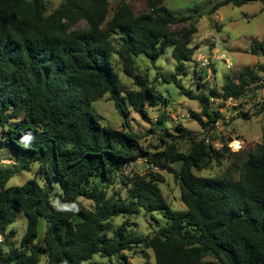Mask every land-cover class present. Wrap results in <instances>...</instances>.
I'll return each instance as SVG.
<instances>
[{
    "label": "trees",
    "instance_id": "16d2710c",
    "mask_svg": "<svg viewBox=\"0 0 264 264\" xmlns=\"http://www.w3.org/2000/svg\"><path fill=\"white\" fill-rule=\"evenodd\" d=\"M250 1L222 0L209 14ZM109 5L64 0L48 13L45 0H0V151L17 162L13 169L0 166V264H83L94 256L125 261L124 253L138 247L150 249L155 264H264V135L240 158L227 147L231 138L216 149L191 134L182 136L189 141L186 153L166 134L151 152L141 143L147 134L127 129L125 104L147 122L149 108L167 107L169 99L135 63L140 55L154 63L167 47L175 72L156 78L198 101L201 112L191 118L206 133L221 120L209 101L237 100L259 76L244 68L221 91H186L178 77L186 75L197 49L193 15H176L161 0H145L138 14L125 0L112 13ZM249 53L264 59V37L251 41ZM114 57L134 88L121 83ZM258 69L264 89V63ZM107 94L123 118L122 129L102 125L91 110ZM167 119L166 112L159 114L150 131ZM230 156L237 160L221 175L194 173ZM138 159L147 164L146 173L119 177L123 166ZM35 164L33 177L7 187ZM163 171L176 179L184 211L166 202ZM142 211L159 213L164 224L137 235L131 219ZM20 212L27 222L16 244L8 229Z\"/></svg>",
    "mask_w": 264,
    "mask_h": 264
},
{
    "label": "rangeland",
    "instance_id": "374dc122",
    "mask_svg": "<svg viewBox=\"0 0 264 264\" xmlns=\"http://www.w3.org/2000/svg\"><path fill=\"white\" fill-rule=\"evenodd\" d=\"M48 13L57 8L64 0H45ZM121 0H109V13H112L117 3ZM134 10L140 13L145 9V0H125ZM162 4L173 13L180 16L193 15V23L196 25L197 33L193 36L192 45L196 46L192 61L185 64L186 75L178 77L179 84L193 94L205 93L216 89L221 91L223 85L234 81L244 68H250L259 76L260 82L252 85L246 94L237 99L221 101L210 100L211 111L218 112L221 116L214 129L204 132L201 127L191 118V113L201 112L198 101L191 100L183 95L181 90L173 83H163L157 79V73H174L175 62L171 57V47H167L156 62L151 63L149 59L140 55L135 59L139 73L147 74L149 81L155 85L165 97L169 99L167 107L157 106L149 108L150 121H145L138 113L134 112L127 101V124L133 132L147 134L141 141L142 145L154 152L162 146L159 142V135L166 134L167 140L174 138L177 142V149L186 153L189 148V141L182 136L191 134L197 139L207 138L212 142L214 148L218 149L222 144L228 142L230 152L236 153L238 157L245 152L253 150L263 142L264 135V102L263 74L259 72V65L264 63L261 56L249 53L252 40L261 41L264 37V3L262 0H253L244 5L232 4L221 6L214 14H209L213 4L222 0H161ZM115 68L121 83L134 88L132 81L127 78L121 65L113 58ZM200 76V77H199ZM92 112L99 118L102 125L116 129H122L123 118L118 114L114 102L108 100V94L95 101L91 105ZM166 112L168 119L163 125H159V131H150V124L154 123L157 116ZM171 136V137H169ZM240 156L238 158H240ZM235 157L221 159L220 165L212 163L207 170L196 171L198 176L213 177L221 175L231 164ZM237 162V161H236ZM17 164L15 157L7 150L0 151V166L13 169ZM177 169V165H174ZM154 170L153 167H151ZM38 170V165H33L29 172L23 171L14 175L7 183V187H13L24 183L33 177ZM148 171L147 164L142 160L123 166L119 177L131 176L134 173L144 174ZM164 181L160 183L162 194L174 211H184L185 206L180 200L179 186L174 176L166 171L161 172ZM117 183V182H116ZM42 184V182H41ZM115 188H121L118 182ZM82 204L89 208L90 201L81 199ZM115 218V223L120 222ZM131 221L132 227L137 235L146 236L151 234L159 226L164 224V219L159 213L134 216ZM26 217L20 212L16 221L9 227L14 231L13 241L20 243L21 237L26 228ZM144 252V253H143ZM125 261L112 258L107 260L94 256L90 261L83 264H155L153 253L150 249L138 247L131 252H125ZM145 254V255H144Z\"/></svg>",
    "mask_w": 264,
    "mask_h": 264
},
{
    "label": "built area",
    "instance_id": "2783aa9c",
    "mask_svg": "<svg viewBox=\"0 0 264 264\" xmlns=\"http://www.w3.org/2000/svg\"><path fill=\"white\" fill-rule=\"evenodd\" d=\"M262 2L264 3V0H262ZM2 241V238L0 237V242Z\"/></svg>",
    "mask_w": 264,
    "mask_h": 264
}]
</instances>
